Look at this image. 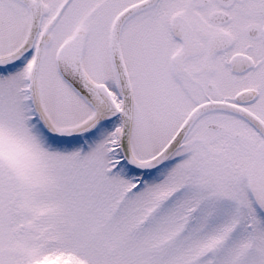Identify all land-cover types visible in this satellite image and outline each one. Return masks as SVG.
<instances>
[{
	"label": "snow or ice",
	"instance_id": "6c2138e0",
	"mask_svg": "<svg viewBox=\"0 0 264 264\" xmlns=\"http://www.w3.org/2000/svg\"><path fill=\"white\" fill-rule=\"evenodd\" d=\"M0 264H264V0H0Z\"/></svg>",
	"mask_w": 264,
	"mask_h": 264
}]
</instances>
